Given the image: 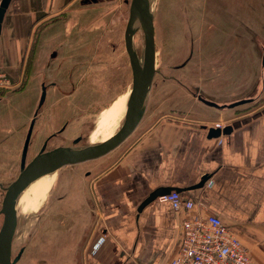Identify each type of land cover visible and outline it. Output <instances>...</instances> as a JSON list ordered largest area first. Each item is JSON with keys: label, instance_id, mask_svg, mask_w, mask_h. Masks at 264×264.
Instances as JSON below:
<instances>
[{"label": "crops", "instance_id": "obj_1", "mask_svg": "<svg viewBox=\"0 0 264 264\" xmlns=\"http://www.w3.org/2000/svg\"><path fill=\"white\" fill-rule=\"evenodd\" d=\"M83 1H10L0 24V64L12 86L21 83L33 47L34 62L40 53L53 52L52 44L45 45L41 38L36 44L37 28L44 25L57 36L68 15L84 10ZM233 62L230 55L215 69L200 60L193 67L192 83L176 79L172 86L171 79L163 78V84L180 91L176 98L154 94L153 85L136 140L95 176L84 174L81 184L68 176L62 180L48 218L36 224L22 254L28 259L26 251L33 247V257L24 264H169L181 245L185 214L156 200L140 209L152 193L166 189L196 201L194 212L218 216L249 250L252 261L264 264V104L219 111L192 96L227 104L255 95L260 82L255 79L249 90L248 75L240 71L234 77ZM186 69L178 68L184 73ZM263 93L264 88L257 102ZM215 123L232 131L210 138L208 129ZM26 133L12 135L16 145L20 141V150ZM1 134L0 154L6 155L13 143L7 133ZM204 176V186L192 189Z\"/></svg>", "mask_w": 264, "mask_h": 264}, {"label": "rangeland", "instance_id": "obj_2", "mask_svg": "<svg viewBox=\"0 0 264 264\" xmlns=\"http://www.w3.org/2000/svg\"><path fill=\"white\" fill-rule=\"evenodd\" d=\"M105 1L99 6L84 5V10H76L79 6H74L76 11L56 29L57 36L52 37L54 32L48 27L46 30L44 25L37 28L36 44L41 38L45 45L52 44L53 52L40 53L34 62L33 47L31 61L22 71L21 83L5 89V99L0 102V128L6 127L0 131V139L1 132L7 133L13 143L6 155L0 154V184L4 187L19 174L20 141L16 145L12 135L18 130H27L37 111L42 84L48 86V99L38 112L32 134L35 142L31 144L27 161L62 128V133L48 141L47 150L71 146L77 138L82 139L80 145L99 144L95 136L102 117L117 99L130 93L132 74L123 35L131 0ZM151 12L156 69L154 94L162 92L176 98L180 91L163 84V78L171 79L168 83L171 85L176 79L192 83L193 67L200 60L219 69L230 55L234 61V77L240 71L247 74L249 90L255 79L260 82L264 72L260 66L264 48V0H154ZM134 41L137 49H141L140 43L144 41L141 31ZM183 65L187 66L185 73L178 70ZM262 104L264 93L249 107ZM141 130L140 125L118 148L102 158L62 168L52 176L48 190L41 196L27 202L25 199L19 206L15 237L19 235L23 239L12 246V257L20 248L26 249L39 220L48 218L54 195L66 176L80 184L84 174L95 176L125 153ZM2 197L0 189V201ZM33 253V247H28V259ZM28 259L23 260L21 256L16 264H24Z\"/></svg>", "mask_w": 264, "mask_h": 264}, {"label": "water", "instance_id": "obj_3", "mask_svg": "<svg viewBox=\"0 0 264 264\" xmlns=\"http://www.w3.org/2000/svg\"><path fill=\"white\" fill-rule=\"evenodd\" d=\"M10 1L11 0L1 1L0 24ZM91 1L92 0H85L82 3L89 4ZM148 4L149 0H131L130 2L129 16L124 30L123 40L132 74V87L129 93L128 105L123 121L113 136L94 146H78L76 142H73L71 147L61 146L47 150L48 141L62 133L64 130V128H62L57 134L51 135L36 155L30 161H27L28 152L33 141L32 134L38 112L46 101L48 86L42 84L37 111L34 113L29 123L21 150L19 174L8 186L4 187L0 184V189L3 191V197L0 201V264H16L24 252V247L20 248L16 256L10 260V245L16 229L19 206L22 202V197L31 185L44 177L53 176L64 167L79 165L106 156L118 148L136 130L144 117L149 93L154 84V77L156 75L154 30L152 15L148 11ZM139 29L142 30L144 39L142 61L138 58L137 52L133 47V37ZM260 66L264 69V48L262 49ZM263 88L264 72L260 75L259 91L248 98L236 100L227 104H219L199 94L196 95L193 93L192 96L208 107L219 111H225L241 106L253 105L259 99ZM231 131V126H226L222 130L209 128L208 135L210 138H218L221 135L229 134ZM207 179L208 177L204 176L192 189L202 188ZM172 191L179 190L166 189L152 193L145 199L140 209L155 201L158 197Z\"/></svg>", "mask_w": 264, "mask_h": 264}, {"label": "built area", "instance_id": "obj_4", "mask_svg": "<svg viewBox=\"0 0 264 264\" xmlns=\"http://www.w3.org/2000/svg\"><path fill=\"white\" fill-rule=\"evenodd\" d=\"M10 87L11 80L0 64V91ZM214 127L224 128L221 123H215ZM156 201L169 204L176 213L185 214L181 223V245L169 264H255L249 250L218 216L194 212L196 201L183 198L176 191L162 195Z\"/></svg>", "mask_w": 264, "mask_h": 264}, {"label": "bare ground", "instance_id": "obj_5", "mask_svg": "<svg viewBox=\"0 0 264 264\" xmlns=\"http://www.w3.org/2000/svg\"><path fill=\"white\" fill-rule=\"evenodd\" d=\"M153 2H154V0H149V4H148L149 10L148 11L150 14H152L151 8L153 5ZM139 31H141V33L143 35L142 30L141 29L137 30V32H139ZM137 32H136V34H137ZM134 37H133V47L135 48V50L137 52L138 58L140 59V61H142L144 41H141L140 44H142V47H141V49L138 50L137 49V43L135 44V41H134ZM128 98H129V94L125 95L124 97H120L110 106L108 111H106L107 113L102 117V120L100 121V125L98 127V130H97V133L95 136V139L97 140L98 143L104 142L105 140L109 139L119 129V127H120L119 124L123 121L124 114L126 112V108L128 105ZM81 141H82V139L78 138L73 142H76L78 144V146H84V147L94 146V145H86V144L80 145ZM68 147H71V146H68ZM51 179H52V176H47V177H44V178L38 180L33 185H31V187L25 192L24 196L22 197V202H24L25 199L27 202V201H30L35 196H38V197L41 196L46 190H48V188L50 186ZM17 224H18V220H17ZM17 224H16V229H17ZM16 229H15L13 239H12V242L10 245V260H12L14 258V257H12V252H11L12 246H14L16 243H21V241L23 239V237L21 238V236H19V235H18L17 239L15 238L17 235Z\"/></svg>", "mask_w": 264, "mask_h": 264}, {"label": "flooded vegetation", "instance_id": "obj_6", "mask_svg": "<svg viewBox=\"0 0 264 264\" xmlns=\"http://www.w3.org/2000/svg\"><path fill=\"white\" fill-rule=\"evenodd\" d=\"M165 121H170V119L167 118V119H165ZM77 139H78V138H77ZM74 141H75V140H74Z\"/></svg>", "mask_w": 264, "mask_h": 264}]
</instances>
